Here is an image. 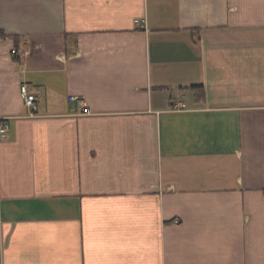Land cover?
<instances>
[{
    "label": "crops",
    "instance_id": "0c3cea01",
    "mask_svg": "<svg viewBox=\"0 0 264 264\" xmlns=\"http://www.w3.org/2000/svg\"><path fill=\"white\" fill-rule=\"evenodd\" d=\"M0 119V264H264V0H0Z\"/></svg>",
    "mask_w": 264,
    "mask_h": 264
},
{
    "label": "built area",
    "instance_id": "2783aa9c",
    "mask_svg": "<svg viewBox=\"0 0 264 264\" xmlns=\"http://www.w3.org/2000/svg\"><path fill=\"white\" fill-rule=\"evenodd\" d=\"M16 52V51H14ZM21 94L24 99L25 105L32 109L33 115L39 109V95L37 92L32 91L27 84H23L21 86ZM72 100H76L78 98H71ZM182 108L181 104H177V109ZM10 123L9 119H0V136L5 138L9 132Z\"/></svg>",
    "mask_w": 264,
    "mask_h": 264
},
{
    "label": "trees",
    "instance_id": "16d2710c",
    "mask_svg": "<svg viewBox=\"0 0 264 264\" xmlns=\"http://www.w3.org/2000/svg\"><path fill=\"white\" fill-rule=\"evenodd\" d=\"M192 90L196 92L197 99L202 100L204 98V88L203 86H193Z\"/></svg>",
    "mask_w": 264,
    "mask_h": 264
}]
</instances>
